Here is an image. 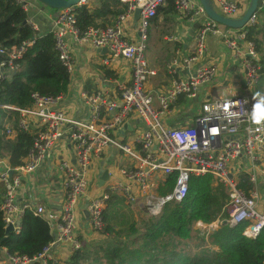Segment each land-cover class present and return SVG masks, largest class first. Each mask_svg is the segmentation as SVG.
<instances>
[{"label": "built area", "instance_id": "1", "mask_svg": "<svg viewBox=\"0 0 264 264\" xmlns=\"http://www.w3.org/2000/svg\"><path fill=\"white\" fill-rule=\"evenodd\" d=\"M13 1L26 14L32 10V3L27 0ZM91 1L96 0H82L78 6ZM117 1L125 4L126 10L113 25L85 31L78 27L74 8L42 7L36 11L37 16L50 21L47 33L70 79L75 70L73 47L85 46L96 56L102 84L93 89L81 85L76 100L83 107V116L76 117L66 108V96L53 98L32 93L30 108H12L19 114L17 127L31 134L32 143L19 166H10L0 156V211L5 226H13V233L18 234L17 223L26 210L43 216L49 224L43 207L20 202L23 185L31 182L42 165L47 163L55 170L61 195L53 242L32 260L6 255L9 264L56 263L50 257L54 245L69 244L71 251L79 249L74 229L78 206L86 197L88 226L100 233L110 195L118 196L125 205L141 204L158 213L166 202L184 199L192 177L210 176L228 192L227 202L215 221L197 226L214 229L223 222L231 226L246 224L242 234L250 239L264 228V119L259 124L252 119L255 104L263 96L255 91L260 80L259 58L255 45L246 38V32L256 24L257 12L264 11V0H258L256 12L241 29L211 21L197 0H173L180 19L199 25L192 54L173 58L166 70L168 84L160 90L150 83L157 72L147 63L146 49L156 10L167 0ZM210 1L216 13L230 20L239 19L248 5V0ZM136 9L140 10L137 32L130 38L125 25L134 19ZM26 23L37 36H42L34 19L28 18ZM209 36L222 43L231 59L238 60L247 85H240L243 94L196 101L200 89L214 83L218 76L216 63L205 60ZM33 44L31 39L0 49V55L5 57L0 62V82L11 79L19 69L17 61ZM116 74L126 76L120 80ZM126 124L130 131L121 134ZM2 133L6 138L13 136L11 121H4ZM112 153L119 164L112 162L113 166H109L107 162V181L98 193L88 194L89 187L98 184L104 160ZM169 176L175 178L169 194L154 195Z\"/></svg>", "mask_w": 264, "mask_h": 264}, {"label": "trees", "instance_id": "2", "mask_svg": "<svg viewBox=\"0 0 264 264\" xmlns=\"http://www.w3.org/2000/svg\"><path fill=\"white\" fill-rule=\"evenodd\" d=\"M95 2L94 7H73L81 31L109 27L126 10V5L117 0ZM175 14L173 0H167L163 7L156 10L152 28L158 29L159 16ZM27 19V14L15 1L0 0V49L34 39L33 46L17 61L19 69L10 80L0 82V156L6 158L10 166L23 163L32 143L31 134L17 127L19 114L12 108H30L32 93L53 98L66 96L70 84V76L58 61L51 35L37 36L28 27ZM164 34L160 31L161 37ZM246 38L261 54L259 65L263 76L256 87L259 93L264 81V11L257 12L256 24L246 32ZM4 59L0 55V62ZM104 74L111 75L108 72ZM5 120L12 123L13 136L9 138L2 133ZM174 182L173 176L167 177L158 195L169 194ZM2 195L0 186V205ZM227 199L226 188L214 183L210 176L192 177L181 202H166L157 215L147 216L140 224L133 220L124 223V227L114 229L108 226L113 218L108 207L123 204V201L110 195L103 215L102 238L80 241V248L71 251L65 261H49L46 264H264V228L251 239L242 234L246 224L231 226L222 223L209 230L195 228L197 223L203 226L213 223ZM5 229L0 211V249H5L9 256L32 260L53 242L46 219L29 210L20 218L18 234L12 232L6 236ZM193 233L199 237L195 248L186 243ZM33 264L40 263L35 261Z\"/></svg>", "mask_w": 264, "mask_h": 264}, {"label": "crops", "instance_id": "3", "mask_svg": "<svg viewBox=\"0 0 264 264\" xmlns=\"http://www.w3.org/2000/svg\"><path fill=\"white\" fill-rule=\"evenodd\" d=\"M32 3V10L28 13V18L34 19L39 24L40 35L47 33L50 27V21L48 19H44L42 17L37 16L36 11L38 8L44 7L45 10H48L47 7L42 4L36 2L35 0H27ZM88 7L96 6L95 1H91L87 4ZM52 10V9H50ZM199 20V19H198ZM153 22V21H152ZM152 22L150 28H152ZM199 23L196 21H190L189 19H180L177 14L175 15H165L164 17L159 16L157 21V26L160 31H162L164 36L162 39L167 44V49L165 51L166 58L172 54L169 59L165 69L171 63L172 59L175 57H185L191 55L194 47V35L196 33L197 27ZM149 28V33L152 29ZM126 34L130 38H134L136 36V21L133 19L129 21L125 25ZM169 33V34H167ZM147 50V49H146ZM74 60H75V70L72 78L70 79V84L68 88V93L66 95L65 106L68 110L72 111V113L78 117L83 116V107L77 102L76 95L80 90L81 85L85 84L87 89H93L102 84L101 71L97 66V59L91 51L85 46H74ZM101 53L100 55H102ZM99 55V56H100ZM165 58V57H164ZM147 60V57H146ZM205 60L208 62L216 63V72L218 76L216 77L214 83L209 86L203 87L200 89L199 94L197 95L196 101L199 102L203 98H212L219 97L220 88L222 89L225 84L235 83L236 87L242 89L240 87V83L242 79V73L238 66V60H233L230 58L228 51L223 47L222 43L219 42L217 38L209 36L207 38V49H206V57ZM166 61V60H165ZM149 67L157 72L156 78L151 80V85L153 86V81L157 80L159 76V72L156 70L157 68L154 66H150V63L147 60ZM166 74V80H159V82L153 86L156 90H160L164 88L169 81V78ZM126 76V74H124ZM123 74H116V77L121 80L124 76ZM76 104V105H75ZM109 155L105 160V162H110L109 166H113L116 164L118 160L116 156ZM102 164V163H101ZM54 174V175H53ZM51 176V178H50ZM58 175L54 172V169L51 165L47 163L42 165L39 170L32 176L31 182L25 184L22 187V192L20 196V202H28L35 203L44 208V213L47 215L49 219V225L51 228V234L54 237V226L57 222L58 214H59V200L61 195V187L58 180ZM50 185V187L48 186ZM97 189V190H96ZM96 190V191H95ZM100 191V186L97 184L96 186L89 187L88 194L92 192L98 193ZM87 201V197L82 200L77 209V217L74 229V238L79 240V242H89L93 240H99L102 238V235L98 236V233L93 232L87 223V218L85 214H87L85 210V204ZM123 204H115L113 208L111 205L108 209L112 212V209L122 208ZM131 206L135 209H139L140 215L143 217L141 220H145V216L151 217V212H148L144 206L141 204L138 205H125ZM109 227L117 229L116 226L112 225L111 222L108 223ZM98 238V239H96ZM71 249L69 244H65L62 246L54 245L50 250V257L55 259L58 262L65 261L70 253ZM6 250L0 249V264H9L6 260Z\"/></svg>", "mask_w": 264, "mask_h": 264}, {"label": "rangeland", "instance_id": "4", "mask_svg": "<svg viewBox=\"0 0 264 264\" xmlns=\"http://www.w3.org/2000/svg\"><path fill=\"white\" fill-rule=\"evenodd\" d=\"M247 3H249V0L247 1ZM214 10L217 12V10L215 8H214ZM167 48H168L167 44L162 39V37L159 33V30H157V29L151 30L149 35H148V39H147L146 57H147L148 62L150 63V66L156 67L157 68L156 70L159 72V76H158L157 80L155 79V81H153V84H154L153 86H155L159 82V80H161V79L166 80L165 66L167 65L169 59L172 56V54H171V55H169L168 58H166V56H168V55H165V51ZM256 52H257L258 58L260 60L261 54L258 51H256ZM262 54L264 55V52ZM153 69H155V68H153ZM262 76H263V74L261 73V67H260V78ZM259 83H261V82L259 81ZM255 91H256V89H255ZM243 93H244L243 89L237 88L235 83H229V84L227 83L224 85V87L222 89L220 88V91H219V94L221 96H231L234 94L241 95ZM259 93L264 97V81L261 84V91H259ZM117 160H118V162H117L116 166L120 162L119 159H117ZM54 172H55V170H54ZM50 178H51V176H50ZM48 186L50 187V185H48ZM154 195L159 196L158 191L154 192ZM147 211L151 212V215H157L158 214L155 210L154 211L147 210ZM139 213H140L139 209L137 210L131 206L123 205L122 208L112 209L111 216L113 218L110 222L112 225L116 226V228L124 227L125 226L124 223H128V222L133 221V220H135L138 224H140V221H142L140 218H143V217L139 218L138 217L140 215ZM144 218H147V217L145 216ZM196 227H197V229L209 230V228H207V227L203 228L202 226H197V224L195 225V228ZM193 234H194L193 237L186 242L191 248H195V246L199 242V237L196 236L195 233H193ZM99 235H100V233H98V236H97L98 238H99ZM98 238H96V239H98ZM183 244H185V243H183ZM192 251L194 252L195 250L193 249Z\"/></svg>", "mask_w": 264, "mask_h": 264}, {"label": "water", "instance_id": "5", "mask_svg": "<svg viewBox=\"0 0 264 264\" xmlns=\"http://www.w3.org/2000/svg\"><path fill=\"white\" fill-rule=\"evenodd\" d=\"M35 1L49 9L62 10V9L77 7L82 0H35ZM197 1L201 5L207 18H209L211 21L217 24L223 25L230 29H241L248 21V19L256 12L257 4H258V0H249L248 6L245 12L243 13V15L237 20H230L216 13L212 7L210 0H197ZM139 13H140L139 9H136L134 11L135 21H137ZM103 52L104 50L102 51V53ZM240 85L244 88L247 86L244 80L241 81ZM125 131H130V126L127 124L123 126V130L121 131V134H124ZM107 164L108 163L106 162V164H104L103 168L100 170V176L98 179V185L100 187L103 185L104 182L107 181L108 178V173L106 169ZM85 217L87 218V214H85ZM17 224H19V222ZM223 224H225V222H223ZM12 232H13V226L8 225L5 229L6 236ZM33 263H35V261H33L31 264Z\"/></svg>", "mask_w": 264, "mask_h": 264}, {"label": "clouds", "instance_id": "6", "mask_svg": "<svg viewBox=\"0 0 264 264\" xmlns=\"http://www.w3.org/2000/svg\"><path fill=\"white\" fill-rule=\"evenodd\" d=\"M257 95H259V93H257ZM252 119H253V122L257 124L261 122V119H264V97H262L260 101L255 104V107L252 113Z\"/></svg>", "mask_w": 264, "mask_h": 264}]
</instances>
